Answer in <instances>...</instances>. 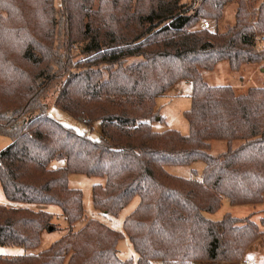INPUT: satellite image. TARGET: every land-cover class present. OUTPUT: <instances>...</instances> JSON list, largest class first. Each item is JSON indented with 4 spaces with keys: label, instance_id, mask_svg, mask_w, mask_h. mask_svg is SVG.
Returning <instances> with one entry per match:
<instances>
[{
    "label": "trees",
    "instance_id": "trees-1",
    "mask_svg": "<svg viewBox=\"0 0 264 264\" xmlns=\"http://www.w3.org/2000/svg\"><path fill=\"white\" fill-rule=\"evenodd\" d=\"M233 3L234 26L196 28L220 21ZM95 4L62 0L57 11L55 0H0V136L12 139L0 153V182L10 202L57 206L71 228L47 251L0 257V264L240 263L264 237V218L227 214L214 221L208 214L225 199L233 206L264 203V88L238 95L231 86H210L202 71L222 62L233 72L264 63L257 45L264 0H200L196 8L184 0ZM182 81L192 83L189 135L154 132L164 120L158 98ZM56 84L54 106L89 126L99 123V140L51 117L44 99ZM213 141L229 149L212 155ZM56 160L65 165L50 168ZM196 162L205 164L198 180L167 170ZM71 175L105 180L92 188L102 213L118 216L140 198L124 222L137 260L119 257L124 234L100 221L73 230L85 209L82 191L69 187ZM54 217L0 205V247L37 249L42 234L54 231Z\"/></svg>",
    "mask_w": 264,
    "mask_h": 264
},
{
    "label": "rangeland",
    "instance_id": "rangeland-1",
    "mask_svg": "<svg viewBox=\"0 0 264 264\" xmlns=\"http://www.w3.org/2000/svg\"><path fill=\"white\" fill-rule=\"evenodd\" d=\"M95 8L98 7V1ZM185 3L192 5L196 8L200 0H184ZM55 7L57 11L62 9V0H55ZM237 4H229L225 10L223 17L220 21L202 20L196 28L200 27L202 22H209L211 25L210 31L212 32H225L229 27L235 24V12ZM62 20V18H61ZM201 28V27H200ZM62 24L59 34V47L61 50L62 43L64 42V35L62 33ZM264 31V30H263ZM263 33V32H262ZM260 40V39H259ZM259 50L264 49V41L258 42ZM73 53L76 59L83 57L79 53V47L76 45ZM140 59H131L129 64L138 62ZM203 78L210 86H231L238 95L245 94L251 88H264V63L256 65H245L239 72L231 71L228 62L220 63L213 71H202ZM62 82V81H61ZM61 84V83H59ZM59 85H54L48 91L44 102L50 106V115L52 118L61 124L73 128L80 134H85L91 139L99 140L102 136L101 127L99 123H94L89 126L83 121L76 120L71 115L55 107L56 99L58 98ZM191 95L192 83L190 81H182L173 87L167 94L161 96L157 100V107L160 111V116L163 121H157L153 124V130L157 133H162L167 130H176L182 135H189L190 126L185 117V112L191 108ZM12 144V139L6 136H0V153L7 149ZM242 142L237 141L232 144V148H237ZM229 149V144L224 141H213L210 153L212 155H219ZM65 160H56L51 164L52 169L63 167ZM205 164L203 162H196L191 166H170L167 168L169 173L187 179H201ZM104 179L89 178L83 175H71L69 177V187L71 189L81 190L84 196V209L85 216L82 221L77 223L74 231L82 229L90 220H97L105 225H108L115 231L124 234V238L119 242V257L124 260H137L138 255L135 252L131 242L124 233L125 219L138 207L140 198H135L118 216H112L102 213L94 208L92 188L96 184H103ZM0 205H5L11 208H24L30 207L33 210H45L54 214L53 226L54 231L44 232L41 238V245L37 249L30 250L26 247H0V257H13L18 255H36L50 249L52 244L70 232V225L68 224L62 210L54 205H25L21 203L10 202L3 191L0 182ZM231 214L234 217L245 218L250 216L253 221L260 223L264 218V203L258 206H233L228 200L223 201L221 209L215 214H208V217L214 221H220L225 215ZM254 260L255 264H264V237L255 242L247 251L244 258ZM158 264V263H154Z\"/></svg>",
    "mask_w": 264,
    "mask_h": 264
},
{
    "label": "built area",
    "instance_id": "built-area-1",
    "mask_svg": "<svg viewBox=\"0 0 264 264\" xmlns=\"http://www.w3.org/2000/svg\"><path fill=\"white\" fill-rule=\"evenodd\" d=\"M200 27L202 28V29H206V30H210L211 29V25H210V23L209 22H202L201 23V25H200ZM260 41L262 42V41H264V31H263V33L261 34V36H260ZM240 264H254L251 260H244V261H242V262H240Z\"/></svg>",
    "mask_w": 264,
    "mask_h": 264
},
{
    "label": "crops",
    "instance_id": "crops-1",
    "mask_svg": "<svg viewBox=\"0 0 264 264\" xmlns=\"http://www.w3.org/2000/svg\"><path fill=\"white\" fill-rule=\"evenodd\" d=\"M41 238H42V236H41ZM247 260H251L255 264L254 260H252V259H247ZM198 264H240V263H198Z\"/></svg>",
    "mask_w": 264,
    "mask_h": 264
}]
</instances>
